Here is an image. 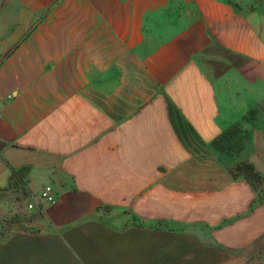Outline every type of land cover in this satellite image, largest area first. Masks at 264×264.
I'll use <instances>...</instances> for the list:
<instances>
[{"label":"crops","instance_id":"0c3cea01","mask_svg":"<svg viewBox=\"0 0 264 264\" xmlns=\"http://www.w3.org/2000/svg\"><path fill=\"white\" fill-rule=\"evenodd\" d=\"M208 47L264 81V0H0V264L245 261L260 191L207 155L188 169V141L210 147L229 101L222 119L164 103ZM46 184L56 202L18 219L23 188L28 203Z\"/></svg>","mask_w":264,"mask_h":264},{"label":"rangeland","instance_id":"374dc122","mask_svg":"<svg viewBox=\"0 0 264 264\" xmlns=\"http://www.w3.org/2000/svg\"><path fill=\"white\" fill-rule=\"evenodd\" d=\"M197 60L196 64H187L181 72L179 71L185 74L184 83L182 82V85L175 90L179 95L167 96L164 103L168 106H176L179 103L204 107L217 105L220 108L217 116L222 119L223 110L229 101L230 125L214 139L217 143L213 142L210 147L198 146L193 140L188 141L187 146L191 149H200L198 159L192 160L188 169H196L197 163L199 166L201 163L206 166V161L202 160L204 155L208 156L206 160L214 163L215 170L226 174H229V170L240 162H251L263 177V181L256 184L255 188L260 191L261 198L264 199V81L245 83L242 71L245 67L253 66L251 62L247 61L245 64L243 57L218 47L200 50ZM191 70L197 73L196 77H190L188 73H191ZM223 74H227V79L221 81ZM202 170L199 169L200 172ZM230 176L233 179L231 173ZM193 180L187 179L191 183L194 182ZM28 195L29 192L23 188L22 197H18L22 202V211L16 215L18 219L37 214L27 207ZM103 211L106 216L113 214L121 220L127 218L125 214L113 211L108 206H105ZM199 227L200 221L193 219L182 227V231L194 232ZM233 259L236 260L235 264H239L238 255ZM241 264H264V237L248 244L247 256Z\"/></svg>","mask_w":264,"mask_h":264},{"label":"trees","instance_id":"16d2710c","mask_svg":"<svg viewBox=\"0 0 264 264\" xmlns=\"http://www.w3.org/2000/svg\"><path fill=\"white\" fill-rule=\"evenodd\" d=\"M213 142L216 144L217 140H214ZM229 171L234 178L243 176L254 187L256 184H260L263 181V177L261 173L258 172L255 165L248 161L236 164Z\"/></svg>","mask_w":264,"mask_h":264},{"label":"built area","instance_id":"2783aa9c","mask_svg":"<svg viewBox=\"0 0 264 264\" xmlns=\"http://www.w3.org/2000/svg\"><path fill=\"white\" fill-rule=\"evenodd\" d=\"M56 191L52 184H46L38 196L33 195L30 201H28L27 207L29 209L39 212L41 209L39 207L40 202L54 203L56 202Z\"/></svg>","mask_w":264,"mask_h":264}]
</instances>
